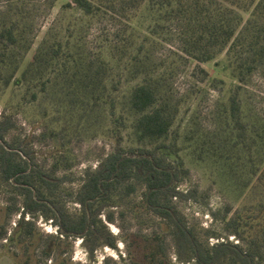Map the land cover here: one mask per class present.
<instances>
[{
    "label": "trees",
    "instance_id": "trees-1",
    "mask_svg": "<svg viewBox=\"0 0 264 264\" xmlns=\"http://www.w3.org/2000/svg\"><path fill=\"white\" fill-rule=\"evenodd\" d=\"M3 1L6 4L4 12H0L3 86L25 83L24 105L53 88L58 97V103L53 104L54 113L62 107L70 117H82L89 110L91 114L106 104L115 131L129 130L138 147L124 149L118 142L93 170L85 168L72 198L79 211L71 214L59 192L69 179L55 176L58 169L69 168L66 158L60 155V160L47 171L34 164L23 141H6L5 136L15 128V122L13 115L3 113L0 116V183L14 190L4 216L10 218L20 212L11 236L5 226H0V241L6 237L11 241L17 236L19 243L32 245L35 255H28L26 247L24 264H65L58 263L61 248L73 239L81 240L89 258L101 247L116 251L118 238L109 232L107 224H114L116 215L123 216L115 211L116 206L141 188L138 199L129 209L137 220L152 223V228L146 231L139 227L134 232L138 239V264H264V158L257 152L252 154L256 138H262V134L256 130L247 132L238 98V90L264 67V0H72L86 17H98L106 10L124 15L130 35L139 32L144 39L174 41L177 50L198 65L224 56L223 67L235 83L228 98L226 118L232 126H226L230 127L225 129L226 142L231 141L232 148L242 145L248 150L250 165L245 173L252 181V188L260 192L250 216L237 213L224 223V237L209 229L198 233L187 224L178 208L180 202L190 201L195 195L193 191L179 188L188 170L178 156L177 130H172L178 108L162 89L164 77L147 71L142 63L137 64L138 52L132 56L130 64L134 71L139 67L143 76L128 94L129 122L123 114H117L114 98L105 95L112 64L102 58L78 57L70 51L68 41L43 43L20 77L14 78L17 67H10L8 56L22 42L24 10L31 0ZM3 72L8 73L4 78ZM112 88L115 90L114 85ZM51 124L56 125L57 121ZM64 124L60 129H50L48 136L59 137ZM45 135L43 131L34 139L42 141ZM247 137L251 139L249 143ZM248 181H244L243 188L249 187ZM27 216L30 218L26 219ZM37 219L50 221L56 228L55 236L47 235V240L38 236ZM171 250L174 262L170 258ZM120 261H124L121 255ZM111 263L110 258L103 259V264Z\"/></svg>",
    "mask_w": 264,
    "mask_h": 264
},
{
    "label": "rangeland",
    "instance_id": "rangeland-1",
    "mask_svg": "<svg viewBox=\"0 0 264 264\" xmlns=\"http://www.w3.org/2000/svg\"><path fill=\"white\" fill-rule=\"evenodd\" d=\"M68 3L71 7H66ZM5 9V2L0 0V12ZM24 11L22 42L8 56L10 67H17L14 78L20 77L43 43L60 41L65 44L68 41L70 51L78 57L102 58L112 64L105 95L114 98L117 114H123L129 122L131 118L126 107L128 94L143 76L139 67L134 71L130 64L132 56L138 52L140 62L137 64L142 63L147 71L164 77L162 89L168 100L178 108L172 130H177L178 156L188 170L179 188L181 191H193L195 195L190 201L178 204L187 224L198 233L209 229L224 237V223L229 218L237 213L242 216L251 214L260 199V192L252 188V181L245 173L250 165L248 150L242 145L232 148L231 141L226 142L228 136L225 129H230L226 126H232L230 119L226 118L228 98L235 89V83L223 67L224 56L209 64L198 65L180 53L174 41L163 43L152 37L144 39L139 32L130 35L129 22L124 15L106 10L98 17H86L75 8L72 0H31ZM139 44H142L140 50ZM7 74L3 72L2 77ZM25 89V83L3 86V80H0V116L11 114L15 122V128L5 139L7 142L23 141L32 154L34 164L46 171L56 160H60V155L66 158L69 168L58 169L55 176L69 179L59 190L61 201L66 204L69 213L77 214L79 207L72 198L81 184L83 170H93L118 142L124 149L137 148L138 145L129 130L115 131L106 104L91 114L89 110L82 117H70L64 114L62 107L54 113L53 104L58 103V97L53 88L46 94H39L36 101L24 105ZM238 98L247 132L256 130L262 134V138H256L252 154L257 152L264 158V67L238 90ZM52 121H57V124H51ZM62 124L65 128L60 136L51 139L48 131L60 129ZM43 131L45 139L35 140ZM250 140L246 138V142ZM247 180L250 185L243 188ZM13 192L8 184L0 183V226L6 227L8 236L13 234L20 212L10 218L4 216L8 198ZM140 192L141 188H138L135 194L120 202L115 211L123 213V216L118 214L114 224H107L109 232L118 238L116 251L101 247L93 258H89L80 239L68 240L62 245L58 263L103 264L104 258H110L111 264H138V239L134 232L139 227L146 231L152 228V223L137 220L129 209ZM35 227L36 234L45 240L47 235L56 234V228L50 221L37 219ZM28 245L26 242L19 243L17 236L11 241L8 237L0 241V264H24L26 247L28 255H35L32 245ZM120 255L124 258L123 262H119ZM170 255L174 262L172 250Z\"/></svg>",
    "mask_w": 264,
    "mask_h": 264
}]
</instances>
